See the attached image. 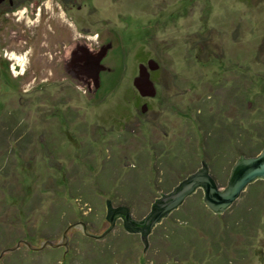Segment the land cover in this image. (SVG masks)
Returning a JSON list of instances; mask_svg holds the SVG:
<instances>
[{"label": "rangeland", "instance_id": "1", "mask_svg": "<svg viewBox=\"0 0 264 264\" xmlns=\"http://www.w3.org/2000/svg\"><path fill=\"white\" fill-rule=\"evenodd\" d=\"M78 2L68 15L83 35L113 39L118 66L100 75L96 90L63 69L38 66L29 78L19 66L12 83L0 73V264H206L186 254L200 241L176 234L197 212L215 217L198 192L152 226L145 252L141 231L123 228L122 217L102 234L106 200L143 219L159 192L201 159L225 186L240 150L213 146L221 116L241 147L264 136V0ZM141 71L156 96L135 84ZM79 186L94 191L74 194ZM250 189L223 219L247 203ZM11 192L23 198L9 201ZM260 218L250 242L242 240V264H264V209ZM121 237L128 247L109 252Z\"/></svg>", "mask_w": 264, "mask_h": 264}, {"label": "flooded vegetation", "instance_id": "2", "mask_svg": "<svg viewBox=\"0 0 264 264\" xmlns=\"http://www.w3.org/2000/svg\"><path fill=\"white\" fill-rule=\"evenodd\" d=\"M59 2L0 0V50L4 51L3 56L6 58L0 60V73L6 76L4 82L17 81L14 80L17 78L13 72L19 66L23 67V71L27 68L31 77L35 76L31 75V71H36L38 66L48 71L51 68L67 71V60L73 61L72 65L80 64L83 50L88 60L91 58L97 62L100 58L99 64L104 69L108 70L113 66V39L106 37L107 39L102 40L97 35H83L82 30L68 15L73 9H80L81 3H77V0ZM148 65L156 66L155 63ZM137 83L140 91L156 96L155 89L149 87V82L140 79ZM147 106L144 104L142 108Z\"/></svg>", "mask_w": 264, "mask_h": 264}, {"label": "water", "instance_id": "3", "mask_svg": "<svg viewBox=\"0 0 264 264\" xmlns=\"http://www.w3.org/2000/svg\"><path fill=\"white\" fill-rule=\"evenodd\" d=\"M81 54V63L72 65L73 61H68L67 68L69 70L67 69L66 72L71 78L79 80L80 83H84L85 81L92 83L93 88L96 90L100 85V75L104 76L113 73L118 64L114 63L112 59L113 66L106 70L104 69L105 67H101L99 64L100 58L95 62L91 58L88 60L84 50ZM140 75L143 80L145 78L149 82L148 74L146 75L141 71ZM30 80L27 81L29 82ZM136 80L135 84L138 86ZM150 86H152L151 82H149ZM256 179H264V145L254 155L240 154L235 159L223 188H219L216 180L209 171L208 163L205 159H202L200 167L196 171L189 173L171 191L159 192V195L155 198V203L151 205V210L143 219H134L131 217L129 209L126 206H123L125 209L123 207H111L110 200L105 199L107 209L105 218L110 222V225L102 234L113 225L116 217H122L123 228L141 231V240L145 245L143 252H145L148 247L147 234L150 232L152 226L167 216L171 211L177 209L181 204L183 205L184 200L197 189L202 190V200L205 205L214 213H221ZM45 243L53 245L48 241Z\"/></svg>", "mask_w": 264, "mask_h": 264}, {"label": "trees", "instance_id": "4", "mask_svg": "<svg viewBox=\"0 0 264 264\" xmlns=\"http://www.w3.org/2000/svg\"><path fill=\"white\" fill-rule=\"evenodd\" d=\"M149 82H152L150 78H148ZM224 109H228V106L224 105ZM219 123H222L223 128L221 129V133L218 135V137L215 138L213 141V146L215 148H218L219 150L222 149L225 150L227 144H230V151H233V153H237L236 150H240L239 154H245V155H254L260 151L262 146L264 145V136L255 146H251L250 144L251 140L243 139L242 147L241 143L239 145L238 142L240 135L235 133H230L232 130L228 129L229 126H225V118L221 116L219 119ZM15 122L11 125L10 128H14ZM9 128V129H10ZM241 129L240 126L234 127V129ZM228 133L226 134V132ZM252 139V138H251ZM238 148V149H237ZM235 151V152H234ZM135 180V179H134ZM84 185V184H83ZM251 189L248 192L249 194V200L245 205H243L240 208L234 209V211L229 214V217L227 219L222 218V214H225L230 209V206L225 209L221 213H214L211 211L203 202L202 200V190L197 189L194 191L191 195L198 192V199L209 209L210 213L213 214L215 217L211 218L208 216H204L202 212L195 213V217L189 219V225H183L185 230H182V232L178 231L176 234H192L194 236V241L198 242V245H202V247H195L190 248L187 247L189 250L187 256H191L189 260L193 261H202L206 258V264H242V259L244 258V255L247 252V247H245L243 239L247 242H250L251 235H254L257 232L258 227L260 226L261 221V212L264 209V179H256L252 183L248 185ZM75 189L73 192L74 194H90L92 193L93 188L91 187H82ZM82 188V189H81ZM80 189V190H79ZM85 189V192L83 190ZM78 192V193H77ZM14 192H11L9 201H15V203L18 201L17 199L23 198L21 194L14 195ZM189 195L185 200L190 198ZM182 205V204H181ZM180 205V206H181ZM199 209V208H198ZM197 209V211H198ZM199 213V216H197ZM215 219V220H214ZM223 221H222V220ZM176 223V222H175ZM198 223V224H197ZM201 230L199 232L204 234L205 238L202 237V235L198 234V230ZM187 230V232H186ZM172 231V230H171ZM170 230L166 229L167 234H172ZM97 236V235H95ZM94 235L92 237H95ZM153 236V235H152ZM151 236L149 235V239ZM202 240V241H201ZM129 238L121 237L119 240L113 242L114 248L110 249L109 252H115L119 253L120 251L124 250L129 245ZM196 245V244H194ZM208 246L210 247V250H208ZM9 248V247H8ZM5 248L4 250L8 249ZM201 250V251H199ZM199 252L200 257L197 258V253ZM184 254V258L186 257ZM187 258V257H186ZM107 261V260H106ZM192 261V262H193ZM108 264V261H107Z\"/></svg>", "mask_w": 264, "mask_h": 264}]
</instances>
